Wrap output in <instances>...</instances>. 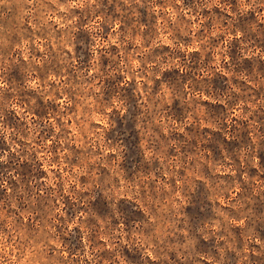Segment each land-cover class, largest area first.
<instances>
[{"label": "rangeland", "instance_id": "1", "mask_svg": "<svg viewBox=\"0 0 264 264\" xmlns=\"http://www.w3.org/2000/svg\"><path fill=\"white\" fill-rule=\"evenodd\" d=\"M0 264H264V0H0Z\"/></svg>", "mask_w": 264, "mask_h": 264}]
</instances>
